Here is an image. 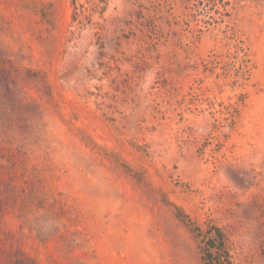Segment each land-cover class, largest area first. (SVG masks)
Instances as JSON below:
<instances>
[{
  "label": "rangeland",
  "instance_id": "1",
  "mask_svg": "<svg viewBox=\"0 0 264 264\" xmlns=\"http://www.w3.org/2000/svg\"><path fill=\"white\" fill-rule=\"evenodd\" d=\"M209 224L264 264V0H0V264H207Z\"/></svg>",
  "mask_w": 264,
  "mask_h": 264
},
{
  "label": "trees",
  "instance_id": "2",
  "mask_svg": "<svg viewBox=\"0 0 264 264\" xmlns=\"http://www.w3.org/2000/svg\"><path fill=\"white\" fill-rule=\"evenodd\" d=\"M105 3V0H99ZM72 5L77 10V0H72ZM75 15L78 16L77 11ZM204 240V260L207 264H232L231 256L227 246V238L219 226L209 224L207 228H196Z\"/></svg>",
  "mask_w": 264,
  "mask_h": 264
},
{
  "label": "clouds",
  "instance_id": "3",
  "mask_svg": "<svg viewBox=\"0 0 264 264\" xmlns=\"http://www.w3.org/2000/svg\"><path fill=\"white\" fill-rule=\"evenodd\" d=\"M55 227H56V224L54 221H45V222H42L40 225H38L39 230L45 234L47 232L54 230Z\"/></svg>",
  "mask_w": 264,
  "mask_h": 264
}]
</instances>
